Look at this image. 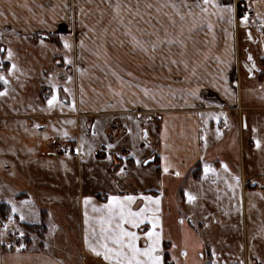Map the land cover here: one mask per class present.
Wrapping results in <instances>:
<instances>
[{
	"label": "crops",
	"instance_id": "1",
	"mask_svg": "<svg viewBox=\"0 0 264 264\" xmlns=\"http://www.w3.org/2000/svg\"><path fill=\"white\" fill-rule=\"evenodd\" d=\"M171 3L179 6L183 21L175 9L164 7ZM198 3L207 11H201ZM185 4L191 6V14ZM214 4L219 8L204 5L203 0H143L141 8L128 11V15L113 14L112 21L119 26L107 32L102 27L98 34L83 24V12L79 14L81 24L76 25L72 0H0L2 55L10 46L8 38L39 35L58 41L67 32L75 39L77 56L90 55V71L96 73L93 87L89 76L82 75L89 63L76 69L82 90L75 114L78 120L69 123L64 107L56 113L48 105L50 97L24 91L15 77V81L8 79L13 63L0 56V74L9 81L7 85L0 81V92L7 91L0 96V203L14 200L18 211L13 216L24 225L48 220L47 209L52 204L74 207L80 229L75 263L58 259L45 249L17 251L4 244L0 234V264H107L85 244L89 225L85 224L84 200H91L87 212L91 227L99 232L95 221L102 214L92 208H101L112 196L138 197L133 211L144 207L145 201L139 197L160 200L165 264H217L211 248L203 251L204 240L216 238V230L218 236L225 234L234 222L231 214L235 211H231L230 188L214 185L217 165L209 167L214 174H205L202 169L206 145L210 146L217 128L229 124L218 116L222 110H234L243 121V109L251 107H245L239 97L245 74L239 71L243 70V59L236 67V0H214ZM120 20L129 25L142 48L132 42L129 29ZM101 50L106 56L102 57ZM103 65H108V73ZM246 77L253 80L256 73ZM156 116L161 125L157 147L146 152L144 139L148 135L142 136V130L152 126ZM56 138L70 144L72 153L53 152L51 145ZM138 160L141 163L137 164ZM241 171L243 176V168ZM9 173L18 178L16 185L8 179ZM253 175L245 187L249 189L245 191V208L249 203L256 227L264 222V200L259 194L264 187L251 186L256 180ZM204 180L207 184H202ZM187 193L196 197L194 203L188 202ZM8 205L12 211L13 205ZM21 212L25 219H20ZM150 228V224H143L134 229L142 237L141 246L145 244L143 233ZM8 233L4 234L6 242ZM225 256L222 263L234 264L231 254Z\"/></svg>",
	"mask_w": 264,
	"mask_h": 264
},
{
	"label": "rangeland",
	"instance_id": "2",
	"mask_svg": "<svg viewBox=\"0 0 264 264\" xmlns=\"http://www.w3.org/2000/svg\"><path fill=\"white\" fill-rule=\"evenodd\" d=\"M112 1L72 0V11H77L76 25L81 24L79 14L83 12L82 22L88 28L91 27L90 31H96L100 34V31L97 30L102 27L107 32L112 26H119V24L112 21L115 11L108 13L115 10V4L118 2V0H115L116 3L113 4ZM246 1L236 0V7L241 9L240 12L242 13L244 4L252 8L256 12V16L254 19H248L247 23H243V19L239 15V21H237L239 31L237 34L239 37L236 38L238 64L236 67L239 68L243 59L244 67L243 70L239 68V71L244 73L245 76L243 75V88L239 92V97L240 101L243 99L245 107L251 108L243 109V121L242 117L234 115V110H222L219 113L218 116H221L222 121H227L229 124L222 125L221 128L216 129V134L213 133L210 146L206 145L207 156L202 168L205 169L206 165L208 167L217 165L214 172L217 176L214 185H225L230 188V202L231 207H233L231 211H235L231 214L234 222L225 229V234L218 236V230H216V238L208 242L204 240L203 251L211 248L217 264H230L220 261V259L226 257L225 254L233 256L231 261L234 264H264V222L263 225L255 227L253 217L250 215L249 203L245 208V193L249 192V189L245 190V187L248 186L251 175L254 174L253 177L256 179L251 186L264 187V0ZM119 3L123 6L121 14L128 15V11L140 9L143 0H119ZM103 12L109 15H104ZM98 15L102 18L98 19ZM74 40L72 36L67 35V32L65 37H60L58 41L39 35L34 38L22 36L18 40L8 38L7 41L10 46L7 47L3 55L0 53L4 61H11L16 65L17 70L15 72L7 71L8 79L15 77L22 90L33 93L39 92L41 96L50 97L49 100L54 95L57 96L60 103H54L52 108L56 113H59V108L64 107L63 113L70 115V117L66 115L69 123H75L78 120L75 114L80 97L79 92L82 90L76 80V69L85 67L84 63L88 62L89 67L83 69L87 72H82V75L89 76L91 81L89 83L93 87H95L96 80V73L90 71L92 66L90 55L85 58L77 56ZM65 41L71 45V50L64 47ZM9 51L12 53L10 60L8 58ZM89 51L92 52L93 50L89 49ZM101 53L102 57L106 56L104 50H101ZM249 56L252 57L251 60L248 59ZM65 58L70 59L72 63H66ZM244 63L246 64L244 65ZM103 68L108 73V65H103ZM249 69H252V71H249ZM251 72L256 73V77L253 80H248L246 76ZM12 79L15 81L14 78ZM65 89L68 91H65ZM215 99L217 100V98ZM12 100H15V98H12ZM219 107L221 108V106ZM230 113H232L231 117ZM58 123L59 121H57ZM160 129L161 125L158 116H156L152 126L149 127L148 125L142 130V136L148 135L144 139L146 152L157 147V136ZM218 132H220V135ZM55 133L61 134L59 131ZM202 141L204 142L203 138ZM257 141H260L259 148L256 146ZM47 147L49 146L47 145ZM209 172L213 173L211 170ZM205 177H208V175ZM235 177L240 179L238 185ZM8 179L12 180L14 185L17 184L18 178L14 175L12 176L9 173ZM202 184H207V182L204 180ZM259 194L264 200V192ZM247 195L249 197L250 193H247ZM258 199L260 198L258 197ZM14 203V200H10L8 204L14 205ZM242 207L243 219L241 217ZM47 211L50 218L45 222H39L40 224H30L35 225L33 229H28L18 219L14 218L12 211L7 219L0 217V234L3 243L7 246L10 244L12 249H45L58 259L75 263L78 259L80 246V229L76 208L65 209L61 204L55 203ZM216 218L220 220L222 217L216 215ZM6 232H9L7 242L4 239Z\"/></svg>",
	"mask_w": 264,
	"mask_h": 264
},
{
	"label": "snow or ice",
	"instance_id": "3",
	"mask_svg": "<svg viewBox=\"0 0 264 264\" xmlns=\"http://www.w3.org/2000/svg\"><path fill=\"white\" fill-rule=\"evenodd\" d=\"M204 5L212 4L215 7L219 8L218 4H214V0H203ZM185 7L189 8L191 14V6L185 4ZM197 7H201L198 3ZM122 5L118 2L115 4V16L119 17L122 11ZM151 7V5H149ZM164 7H171L176 10V14L180 16V20L183 21L185 17L180 15L179 6L176 3L165 4ZM201 11H207V8L201 7ZM221 11H229L233 12L234 9H221ZM137 16L140 15L139 11L135 13ZM248 17L244 16L242 22L247 23ZM170 22L172 25L176 24V21L170 18ZM119 23L128 28L127 35L131 37L132 42L138 46L143 47L141 42L136 38L135 35L132 34L131 28L128 24H124L123 20H120ZM131 22H129L130 24ZM43 43V41H42ZM172 43V41H169ZM64 47L68 50H71V45L65 41ZM81 47H83V41H81ZM155 46H153L154 48ZM12 57L11 51L8 52L9 60ZM249 60L252 59L251 56L248 57ZM65 62L71 64L72 61L70 59L65 58ZM2 61H0V65H2ZM254 67V65H253ZM16 65H11V72H15ZM252 71V69H249ZM71 79V78H69ZM0 81L3 82L4 85L9 83L8 79L0 74ZM65 91H68L65 89ZM227 91V89H226ZM7 94V91L0 92V96H4ZM54 103H60L57 96H53L50 100H48V105L51 108ZM75 107L73 103V108ZM39 127V125H37ZM67 136V132L64 133ZM256 146L260 147V141L256 142ZM109 148L113 147L112 145H108ZM79 151V150H77ZM167 158L165 157V160ZM141 163L139 160L137 164ZM227 169V166L225 165ZM123 169H121V174H123ZM164 171H168V167L165 166ZM205 174L210 171V168L205 166ZM214 172V170H211ZM177 176L180 175L179 172L176 173ZM237 185L240 182L239 177H235ZM231 187V186H230ZM187 199L190 204L196 201V197L191 193H187ZM145 201L144 207L140 208L138 211H133L132 204L138 199L135 196H112L109 198L107 204L103 205L101 208L93 207V212L101 213L100 219L95 221L100 225L99 232H96L94 228L91 227L90 218L88 216L87 208L91 203L90 198H86L84 200L85 205V224L89 225L88 233L92 235V239L89 238V234L85 235V244L87 245L89 251L94 253L97 257H102V259L107 262V264H165L164 260V249H163V228L159 216V199H153L150 196H142L139 197ZM29 203V202H25ZM13 213L18 210L13 205L12 208ZM20 219H25V216L21 212ZM183 223V221H181ZM143 224H150L151 228L143 233V239L145 240L144 246L140 245V240L142 239L141 235L138 234L134 229H139ZM23 235V233H21ZM95 241V242H93ZM19 251V249H17ZM184 256H187V252L183 253ZM173 260L175 261V256H173Z\"/></svg>",
	"mask_w": 264,
	"mask_h": 264
},
{
	"label": "built area",
	"instance_id": "4",
	"mask_svg": "<svg viewBox=\"0 0 264 264\" xmlns=\"http://www.w3.org/2000/svg\"><path fill=\"white\" fill-rule=\"evenodd\" d=\"M244 16H247L248 19H254L256 16V12L252 8H246L240 15L242 19ZM238 18H239V12H238ZM51 150L53 152L61 153V154L71 153L73 151L72 146L66 143L62 138H56L53 141L51 145Z\"/></svg>",
	"mask_w": 264,
	"mask_h": 264
},
{
	"label": "trees",
	"instance_id": "5",
	"mask_svg": "<svg viewBox=\"0 0 264 264\" xmlns=\"http://www.w3.org/2000/svg\"><path fill=\"white\" fill-rule=\"evenodd\" d=\"M240 11L241 9H238L239 15L242 14ZM10 214H11L10 206L5 203H0V217H2L3 219H7ZM25 226L28 229H33L35 227V225H30V224H26ZM23 250H26V249H23Z\"/></svg>",
	"mask_w": 264,
	"mask_h": 264
},
{
	"label": "flooded vegetation",
	"instance_id": "6",
	"mask_svg": "<svg viewBox=\"0 0 264 264\" xmlns=\"http://www.w3.org/2000/svg\"><path fill=\"white\" fill-rule=\"evenodd\" d=\"M246 8H249V7H247V6H245L244 4H243V11L246 9ZM246 63H244V65H245ZM258 71V70H257Z\"/></svg>",
	"mask_w": 264,
	"mask_h": 264
},
{
	"label": "water",
	"instance_id": "7",
	"mask_svg": "<svg viewBox=\"0 0 264 264\" xmlns=\"http://www.w3.org/2000/svg\"><path fill=\"white\" fill-rule=\"evenodd\" d=\"M246 124H245V120H244V126H245ZM146 136V135H145Z\"/></svg>",
	"mask_w": 264,
	"mask_h": 264
}]
</instances>
